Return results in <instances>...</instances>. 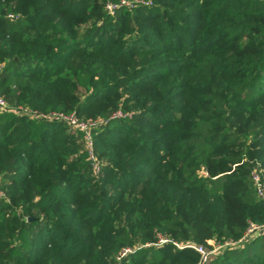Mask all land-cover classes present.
I'll list each match as a JSON object with an SVG mask.
<instances>
[{"label": "trees", "instance_id": "1", "mask_svg": "<svg viewBox=\"0 0 264 264\" xmlns=\"http://www.w3.org/2000/svg\"><path fill=\"white\" fill-rule=\"evenodd\" d=\"M119 1L0 0L9 103L133 109L93 128L97 172L80 130L0 110V264H195L264 223V0ZM208 264H264V230Z\"/></svg>", "mask_w": 264, "mask_h": 264}, {"label": "built area", "instance_id": "2", "mask_svg": "<svg viewBox=\"0 0 264 264\" xmlns=\"http://www.w3.org/2000/svg\"><path fill=\"white\" fill-rule=\"evenodd\" d=\"M136 2L146 3V0H120L119 4H125L127 6H132ZM117 4L111 1H106V7L112 10ZM11 15V14H9ZM2 68V63H0V71ZM12 109L18 113L25 114L30 117H43L51 120H60L66 122L72 128H76L82 132L81 140L83 146L91 159L92 168L94 172L99 170L100 162L96 155L93 143V128L99 125L101 122L94 119H85L78 115L75 111L66 112L63 110H49L43 111L38 108L28 106L26 104H11L0 92V110ZM125 115L121 111L114 114V116ZM249 177L253 182L257 196L264 201V179L261 174V170L256 166H253L249 170ZM0 199H7V194L0 187ZM264 223H256L249 221L244 234L236 240L232 238H225L222 241L216 238H209L206 240L207 245L203 243L188 242L186 244L192 246L199 253V258L195 264H208L209 259L215 253H217L221 248L227 245L238 244L242 242L245 238L249 237L256 231H263ZM165 236L159 234L158 242L165 240ZM131 251L130 246H125L121 249L119 255H123L126 252Z\"/></svg>", "mask_w": 264, "mask_h": 264}, {"label": "rangeland", "instance_id": "3", "mask_svg": "<svg viewBox=\"0 0 264 264\" xmlns=\"http://www.w3.org/2000/svg\"><path fill=\"white\" fill-rule=\"evenodd\" d=\"M121 102H122V100L119 99L118 105L115 108L109 110L105 114H100V113L95 114V115H86V114H84V115H82V117L85 118V119H94V120H97V121H100L101 123H103V122L106 121V118L114 117V114L117 113V112H119V111H121L122 113H125V114L129 115L133 109L126 110V111L122 110L121 109ZM130 108H133V103H130Z\"/></svg>", "mask_w": 264, "mask_h": 264}, {"label": "water", "instance_id": "4", "mask_svg": "<svg viewBox=\"0 0 264 264\" xmlns=\"http://www.w3.org/2000/svg\"><path fill=\"white\" fill-rule=\"evenodd\" d=\"M32 218V216H29L27 219H31Z\"/></svg>", "mask_w": 264, "mask_h": 264}]
</instances>
